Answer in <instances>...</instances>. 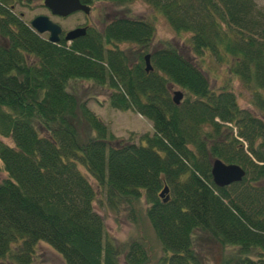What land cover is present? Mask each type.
<instances>
[{
	"label": "trees",
	"instance_id": "1",
	"mask_svg": "<svg viewBox=\"0 0 264 264\" xmlns=\"http://www.w3.org/2000/svg\"><path fill=\"white\" fill-rule=\"evenodd\" d=\"M10 1L0 0L7 41L0 48V139L11 144L0 141V262L32 264L41 243L64 264H118L121 254L124 264H150L139 239L121 249L105 239L94 210L102 196L110 212L127 207L135 224L133 207L144 202L158 264H198L190 241L196 231L238 248L240 257L223 264H264L263 123L228 91L211 93L198 66L174 46L149 51L154 30L143 21L115 20L102 33L91 28L71 44L50 45L9 13ZM140 1L174 34L190 35L192 55L224 67L264 113V16L251 0ZM119 45L138 49L135 63ZM77 81L106 86L109 108L139 116L151 133L137 144L114 140L68 94ZM173 89L182 94L178 106ZM77 115L94 135L85 144L77 141ZM215 160L241 168V183L215 188Z\"/></svg>",
	"mask_w": 264,
	"mask_h": 264
},
{
	"label": "rangeland",
	"instance_id": "2",
	"mask_svg": "<svg viewBox=\"0 0 264 264\" xmlns=\"http://www.w3.org/2000/svg\"><path fill=\"white\" fill-rule=\"evenodd\" d=\"M256 10L264 16V0H251ZM10 4V3H9ZM24 7L15 8L14 15L19 18L23 24L28 26L36 17H46L51 23L57 25L64 33L70 32L75 28L89 26L93 30H99L111 21L118 19H127L132 21H143L152 26L154 30L153 40L149 51L157 50L165 43L174 46L179 54L191 63L198 66L200 72L207 81L209 91L213 94H219L222 91H228L234 96L237 107L241 111H247L255 116L264 125V113L251 106L252 99L243 89L239 81L229 76L224 67L218 66L210 57L203 56L196 58L190 50V35L174 34L166 24L165 20L154 13L144 2L132 0L124 5H116L101 0L92 1L90 14L85 17L81 13H76L72 18L58 20L49 15V13L40 6L39 0L24 1ZM47 35H40L39 38L47 40ZM0 44L2 41L0 39ZM118 50L122 51L131 63H135L136 57L140 54L138 49L129 45H119ZM144 54V53H142ZM144 55L141 56L143 61ZM144 66V63H142ZM67 92L73 96L78 105H85V108L98 118L105 126L107 133L114 140L135 144L138 139L151 133L150 125L137 115L131 112H116L108 106L109 89L103 88L83 81L70 83ZM180 91L173 89V93ZM181 93V92H180ZM264 97V95H263ZM79 110L77 111V113ZM76 131L79 144H85L94 137L90 134L83 121L77 115ZM1 143L11 147L8 140L0 139ZM6 179L5 174L0 167V183ZM164 197V196H163ZM98 201L94 204L95 213L99 215L103 222L104 236L116 248L126 246L129 241L139 239L145 244V250L149 256L150 264H158L162 258L160 247L153 235V232L145 218L146 206L143 201L135 205L136 224L132 221L130 211L125 207L117 212H110L105 208L104 197L98 196ZM192 252L198 264H223L224 262H233L240 257V252L236 247H221L207 234L193 232L190 235ZM123 253V251H121ZM248 258L255 260L258 252L250 251ZM32 264H64L61 257L52 249L44 244H38L34 253ZM123 255L118 259V264H124ZM264 258V256H262ZM0 264H12L9 260L0 262Z\"/></svg>",
	"mask_w": 264,
	"mask_h": 264
},
{
	"label": "water",
	"instance_id": "3",
	"mask_svg": "<svg viewBox=\"0 0 264 264\" xmlns=\"http://www.w3.org/2000/svg\"><path fill=\"white\" fill-rule=\"evenodd\" d=\"M42 7L49 13L53 18L65 19L72 14L82 13L84 16H87L89 11L86 6H83L79 3V0H42ZM29 28L38 36L47 34L48 39L47 43L50 45H57L61 37V29L51 23L46 17H36L29 23ZM85 31L74 30L68 32L63 37V42L70 43L76 39L82 38ZM145 73L151 71L148 66V56H145L144 59ZM182 99L180 93H173L172 103L174 106H178ZM210 177L213 186L217 189H225L234 184H239L244 178V172L241 168L234 165H224L220 161H213L210 169ZM167 195V189L164 188L159 195V199L163 203H166L168 198L163 196Z\"/></svg>",
	"mask_w": 264,
	"mask_h": 264
},
{
	"label": "flooded vegetation",
	"instance_id": "4",
	"mask_svg": "<svg viewBox=\"0 0 264 264\" xmlns=\"http://www.w3.org/2000/svg\"><path fill=\"white\" fill-rule=\"evenodd\" d=\"M13 1V2H12ZM24 1H29V0H21V2H20V0H19V2H18V0H11L10 1V4L8 5V11H9V13L12 15V16H14V17H16L14 14V10H15V8H22V7H24L25 5H24ZM40 1V6L42 7V0H39ZM79 3L81 4V5H83V6H86L87 8H88V11H89V13H88V15L87 16H85V17H88L89 16V14H90V11H91V8H90V5H91V3L89 2V1H84L83 2V0H79ZM21 4V5H20ZM24 5V6H23ZM14 13V14H13ZM74 16V14H72V15H70L69 17H67V18H65V19H58V18H56V19H58V20H66V19H68V18H72ZM17 18V17H16ZM19 18H21V16L19 15V17H18V19ZM20 20V19H19ZM118 20H120V19H118ZM21 21V20H20ZM22 22V21H21ZM111 22H113V21H111ZM111 22H109L108 24H110ZM23 23V22H22ZM107 24V25H108ZM25 25V24H24ZM107 25H105V26H103L100 30H99V33H102L103 32V29L107 26ZM26 26V25H25ZM27 28H28V26H26ZM92 27H89V26H83V27H78V28H75V29H73L72 31H74V30H84L85 32V34H84V36L82 37V38H84L86 35H87V33L89 32V30L91 29ZM29 29V28H28ZM30 30V29H29ZM31 31V30H30ZM62 31V30H61ZM31 33H33L34 35H36L34 32H32L31 31ZM65 33L62 31V36H61V38L63 37V35H64ZM37 37H39L38 35H36ZM0 39H1V41H2V44H0V48L2 47V48H4L5 46H6V43H7V41H6V39H4V38H2V37H0ZM79 39H81V38H79ZM79 39H76V40H79ZM76 40H74V41H76ZM74 41H72V42H70V44L71 43H73ZM60 42V41H59ZM229 188V187H228Z\"/></svg>",
	"mask_w": 264,
	"mask_h": 264
},
{
	"label": "bare ground",
	"instance_id": "5",
	"mask_svg": "<svg viewBox=\"0 0 264 264\" xmlns=\"http://www.w3.org/2000/svg\"><path fill=\"white\" fill-rule=\"evenodd\" d=\"M13 2V1H12ZM18 2H19V0H18ZM20 2H21V0H20ZM24 3V2H23ZM21 5V4H20ZM24 6V5H23Z\"/></svg>",
	"mask_w": 264,
	"mask_h": 264
}]
</instances>
